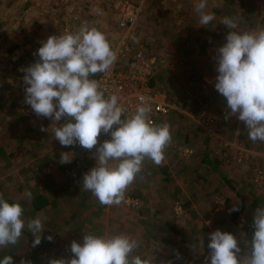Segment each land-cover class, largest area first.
Here are the masks:
<instances>
[{"label": "rangeland", "instance_id": "374dc122", "mask_svg": "<svg viewBox=\"0 0 264 264\" xmlns=\"http://www.w3.org/2000/svg\"><path fill=\"white\" fill-rule=\"evenodd\" d=\"M130 1L142 2L135 37L144 40L147 48L161 57L159 69L152 77L157 84L154 88L166 90L178 100H171L177 108L162 118L164 121L160 118L155 122L170 125L171 151H168V145L165 160L159 166L145 160L141 173L128 186L124 200L111 206L101 205L90 192L81 188L83 174L96 163L91 152L79 144L62 147L54 139L55 125L50 119L23 112L20 104L25 86L24 73L20 69L38 59L34 52L40 47L41 40L52 34L58 35L64 28L77 29L76 20L80 17L97 20L107 37H122L124 30L117 25L118 10L126 0L1 1L0 193L5 199L21 204L25 228L17 244L0 248V259L11 255L15 260L13 264H20L22 260L31 264H48L49 258L70 257L71 242L82 241L84 230L97 235L127 234L139 241L135 254L153 264H203L209 251V233L220 229L236 236L240 230L235 223L229 228L232 223L230 210L235 206L236 195L229 188L227 177L239 181L250 199L264 193V143L250 141L245 125L235 116L225 119L226 100L214 87L215 63L211 55L206 57V52L216 51L221 42L214 45V41H201L195 49L185 43L189 50L172 52L165 47L173 45L169 38L149 37L146 24H156L157 31L164 21L172 19L180 24L178 21L188 19L189 10L174 5L177 0ZM211 1L216 3V0ZM225 2L228 8L218 13L237 20L239 10L246 6L250 15L239 23L243 30L264 26V14L261 20L256 18L261 17L259 9L264 12V0ZM94 6L101 8L103 15L93 13ZM203 108L207 115L198 118V112ZM41 126L48 128V132H42ZM185 127L199 137L201 151L207 148L212 156L217 155L226 162L225 178L200 164L201 157L196 150L194 152L196 145L183 143L184 133H187ZM98 140L102 142L104 139L99 137ZM34 145L37 148L34 149ZM46 145L59 150L53 154L44 153ZM62 152L72 158L70 163H60ZM46 157L50 170L56 171L58 176L63 169L70 175L68 182L71 184L67 182L63 187L56 184L52 189L50 197H54L57 203L40 212L46 217L43 221L45 229L41 243L33 247L34 237L26 226L27 220L34 217L29 213L33 209L32 203L26 199H29L28 192L32 197L40 190L44 172L38 173L36 184L25 180L21 182L25 183L23 185L16 177V169L21 163H29L26 165L29 167L40 160L45 162ZM177 200L185 203L181 210L176 207ZM49 235L53 237L51 241L47 239Z\"/></svg>", "mask_w": 264, "mask_h": 264}, {"label": "clouds", "instance_id": "9594fccd", "mask_svg": "<svg viewBox=\"0 0 264 264\" xmlns=\"http://www.w3.org/2000/svg\"><path fill=\"white\" fill-rule=\"evenodd\" d=\"M194 11L200 26L216 20L208 10V0H195ZM92 12L103 15L96 6ZM219 24L228 31L213 56L214 87L226 100L225 119L235 116L245 125L250 141L264 143V26L246 31L230 16L221 18ZM34 56L38 59L20 69L24 102L37 117L51 120L54 139L62 147L79 144L95 158V165L83 174L82 190L101 205H119L145 160L157 166L165 160V149L172 142L170 125L150 119L152 107L144 97L126 112L119 97L106 95L100 82L92 78L110 72L117 60L107 36L95 25L83 22L77 30L49 35L40 41ZM40 130L48 132L44 126ZM101 133L110 138L99 142ZM71 159L62 152L60 163ZM235 210L238 206L230 211ZM23 212L19 202H9L0 193V248L19 242L25 228ZM45 219L37 214L27 220L33 247L41 243ZM252 229L243 247L232 232L216 229L209 233L203 264H264V206L255 209ZM83 233L82 241L71 242L70 257L49 258L48 264H153L135 254L139 241L127 234ZM0 264H13V257L4 256ZM20 264L31 262L22 260Z\"/></svg>", "mask_w": 264, "mask_h": 264}, {"label": "built area", "instance_id": "2783aa9c", "mask_svg": "<svg viewBox=\"0 0 264 264\" xmlns=\"http://www.w3.org/2000/svg\"><path fill=\"white\" fill-rule=\"evenodd\" d=\"M2 0H0L1 3ZM142 2L126 0L125 4L119 8L118 28L124 30L122 37H110L112 48L117 52V60L108 73H98L94 77L100 82L101 88L106 90V95L115 94L119 97L120 105L127 111H131L139 103V98L144 97L152 107L150 119L155 123L158 115L169 114L177 108V104L171 101L166 93L154 88L150 84V79L155 74L160 60L157 55L148 51L145 43L135 37V26ZM79 26L83 22L95 25L100 29L97 20L91 21L86 17H80ZM78 26V28H79ZM77 28V29H78ZM75 28H64V30L74 31ZM1 43V38H0ZM20 107L27 115L34 114L31 107L24 102L25 93H21ZM207 111L203 108L198 112V118L205 117ZM100 138L109 139V136L101 133ZM176 207L181 210L183 203L175 201Z\"/></svg>", "mask_w": 264, "mask_h": 264}, {"label": "crops", "instance_id": "0c3cea01", "mask_svg": "<svg viewBox=\"0 0 264 264\" xmlns=\"http://www.w3.org/2000/svg\"><path fill=\"white\" fill-rule=\"evenodd\" d=\"M194 3H195V0H177V2H175L174 5H179V6H181L182 9L189 10L190 15H188V19L187 20L183 19L181 21H178V22H181L180 24H177L176 23L177 21L176 22L171 21L172 19L170 21H164V22L159 24V30L158 31L156 30V28H157L156 24H146V26H147L146 31H147V34L149 33V37H168L169 41L173 45L171 47H168L165 45L164 46L166 48L170 49L172 52H174L175 50H178L179 52L180 51L185 52V51L189 50L185 43H189L190 49H195L196 45L198 43H200L201 41L202 42H209V41L213 42L214 41V45H217L220 42H221L220 45L222 43H224L225 34L227 33L228 29L226 28V26L219 24V21L221 18L225 17L226 15H224L221 12L218 13V11H222V10L227 9L229 5H226L225 0H223V1L222 0H216V3H214V1L212 2L211 0H208V10L215 14L216 20H214L207 27H204V26H200V24H199V15L194 11ZM239 11H241V12H238L239 13L238 20H239V23L242 24L243 19L246 18L247 15L249 16L250 13H248V11L246 10L245 5L242 7V10H239ZM259 11L261 12V17H259V18L256 17V18L261 20L264 12L262 11V9H259ZM245 24H247V23H245ZM162 25H163V29L160 30V27ZM169 28H170V30H168ZM107 38H109V40H111L110 37H107ZM36 40L39 41V39H36ZM142 41L145 43V45H147V43L144 40H142ZM157 41L158 40L156 39L155 42H157ZM151 42H152V39H151ZM160 43H161V40H160ZM146 48H147V46H146ZM148 50L151 51L152 53H154L155 55H157L155 53V51H153L152 49L149 48ZM208 52L209 51L206 52V57H209V55H211V57L213 58L215 51L211 50L209 53ZM157 56H159V55H157ZM192 56L194 57V55H192ZM159 58H161V57H159ZM162 59H165V58L162 57ZM158 69L159 68H157L156 72L158 71ZM156 72H155V74H156ZM155 74L153 75V77L155 76ZM162 92L166 93L168 98L171 96V94L166 92V90H162ZM167 115L168 114H160V115H158L157 120L161 118L160 121H164L165 119H162V118H165V116H167ZM173 117H175V116H173ZM157 120H156V122H157ZM176 122H178V121L176 120ZM180 129H181L180 132H182L181 127H180ZM188 130H191V129H187V131ZM178 139H179V137H178ZM183 143H184V141H183ZM191 143L194 144V142H191ZM35 148H37V147L34 145V149ZM168 148H169L168 151H171L172 146L169 145ZM44 150L45 151H42V152L48 153V154H53L56 151H58L59 149L56 150L53 147H50V145H46V149H44ZM48 160H49V158L46 157L45 162H43V161L41 162V160H40L37 163L31 164L29 167H26V165H28L29 163H21L19 165L20 167L18 169L15 168L16 169V177L18 180H20V183L24 182L26 180L27 182H30L31 184H36L38 182V178L40 176L38 173L43 174V172H44V174L42 175V177H44V180L41 182L42 186H41L40 190L38 192H36V194L33 195L32 197H29V199H26L27 197H23L20 195L21 198H25L26 200H29L30 203H32L35 200L37 195L45 193V196L49 199L48 201H50L51 203H53L55 201L54 197H50V195L52 194V189L54 188V186H56V184H59V186H61V187L66 185V183L70 179V175L66 174L64 172V170L61 169L60 174H58V176H56V171L50 170V166L47 163ZM56 166H58V165H56ZM47 167H49V170L46 169ZM54 175H55V177L53 178ZM57 180H59L60 182ZM21 184H23V183H21ZM67 184L69 185L71 183L68 182ZM23 185H25V183ZM61 193H64V192H61ZM63 196L66 197L65 194H63ZM32 209H33V207H32Z\"/></svg>", "mask_w": 264, "mask_h": 264}, {"label": "trees", "instance_id": "16d2710c", "mask_svg": "<svg viewBox=\"0 0 264 264\" xmlns=\"http://www.w3.org/2000/svg\"><path fill=\"white\" fill-rule=\"evenodd\" d=\"M150 84L155 87L157 86L156 80L154 78H151ZM170 100H178L177 98H174L172 95L169 97ZM188 129V127H185ZM184 143L186 144L194 142L196 145L194 152L196 150V153L200 155V164L204 165L206 169L217 171L222 177L227 176V171L224 168L225 161L220 159L217 155L212 156L210 153H208L207 148H202L201 140H199V137H197L196 134H192L190 130L187 131V133H184ZM166 171V169H164ZM227 180L229 182V188L233 189L235 196V206H238V210L231 211L230 216L232 219V223L229 226V228L232 227L233 223L239 225L240 230L236 235V238L238 240V243L241 244L243 247V244L250 240L252 235V221L255 209L258 206H264V193H261L260 195L254 197L253 199H250L248 195H246L245 187L241 185V183L235 179H232L230 177H227ZM179 190V189H178ZM44 194H39L36 196L35 200L32 202L33 210H30L29 213H32V215L35 218L37 214H40L41 211L45 210L46 206L52 204H56L57 202L54 201L51 203L48 201L46 196L43 197ZM9 202H13V199H7ZM50 202V203H49ZM185 203H183V206ZM149 223V222H148ZM150 224V223H149ZM151 225V224H150ZM160 232V231H159ZM71 255V254H70ZM15 262V260H13Z\"/></svg>", "mask_w": 264, "mask_h": 264}]
</instances>
